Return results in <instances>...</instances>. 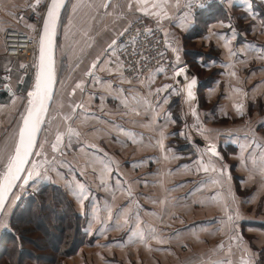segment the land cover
Returning <instances> with one entry per match:
<instances>
[{
	"label": "crops",
	"instance_id": "1",
	"mask_svg": "<svg viewBox=\"0 0 264 264\" xmlns=\"http://www.w3.org/2000/svg\"><path fill=\"white\" fill-rule=\"evenodd\" d=\"M109 2L110 7L106 11H116L118 20L108 26L105 35L115 32L117 35L131 21L142 18L149 24L163 27L166 37L178 49V55L185 44L183 36L190 28L208 21L205 38L198 37L193 43L212 42L220 50V66H223L220 68L226 70L218 80L223 82L221 87L213 85L212 94L218 93L214 90L222 89L217 113L230 118V124L225 126L227 123L218 122L208 125L203 118L209 112L202 113L200 122L194 123L197 133L191 134L187 129L181 131L184 135L180 139L187 144V149L181 150L182 155L176 153L169 146L174 133L166 120V114L170 113L169 121L173 123L172 99L177 98L181 107L180 93L173 80L158 75L149 77L148 83L144 84L127 79L122 75L116 57L106 50L115 65H111L109 58L100 56L101 64L94 76H87V86L92 85V90L86 91L88 105L73 112L71 117L74 118L69 123L80 136L73 137L69 143L65 135L61 147L63 156L68 158L65 161L74 169L73 178L77 176L78 181L84 177L90 186L88 198L82 206L70 190L76 185L67 186L61 181V187L70 190L65 193L74 210L84 219L86 235L85 243L65 260V264H259L260 251L264 246V176L253 168L251 161L254 157L264 156V0H226L176 18H173V13L180 2L170 0L168 18L161 22L136 11L135 0H132L131 12L127 8L129 0ZM34 3L35 0H0V43L6 28L18 25L27 29L28 25L21 26L17 18L14 20V11L16 9L17 16L28 4ZM218 9L223 13L222 18L217 15ZM99 30L89 29L93 42L104 38L97 34ZM226 41L236 55H229ZM93 47L85 51L76 49L78 61L90 51L94 53ZM185 65L189 64L179 63V66ZM232 72L236 75H230ZM97 78L102 82H96ZM164 85L172 87L162 92L160 101L164 97L170 101L167 105L161 103L158 108L152 104L154 113L144 100ZM205 88L209 98L211 91L207 85ZM16 94L17 90L12 95L7 93L3 96L13 99L10 105L0 104V153L5 156L13 149L22 112L19 106L14 105ZM125 99L127 105L123 102ZM234 104L242 105V114L237 113ZM121 128L125 131H120ZM161 130L166 137L163 152L158 144ZM217 132L221 133L218 137L214 134ZM213 136L217 138L213 139ZM209 143L216 146L219 157L207 152ZM227 143L237 145L238 154L222 156L220 147ZM189 148L193 149V154L196 153L194 156L189 157L192 154ZM109 159L118 163L120 188L125 191L114 192L112 187L104 186L117 184L116 174L108 176L101 167L100 161ZM210 159L217 171L210 169L205 172L200 162L207 164ZM242 160L247 162V167L241 163ZM133 164L139 166L132 167ZM224 165L231 176L230 182L220 175L219 169ZM79 170L82 173H77ZM215 180L220 183H213ZM229 183L235 202L227 195ZM129 188L130 196L126 191ZM218 196L227 201L233 212L239 211V218L233 221L234 230L220 223L226 216L222 206L213 202V198ZM108 208H111V218ZM122 208L126 211L127 224L124 223L125 218L118 215ZM137 216L147 244L138 240L129 242V236L136 229ZM90 222L91 228L87 231ZM117 224L122 227H117ZM102 227L105 232L100 231ZM153 228L165 243L151 239ZM232 236L242 239H230ZM221 244L223 247H219Z\"/></svg>",
	"mask_w": 264,
	"mask_h": 264
},
{
	"label": "rangeland",
	"instance_id": "2",
	"mask_svg": "<svg viewBox=\"0 0 264 264\" xmlns=\"http://www.w3.org/2000/svg\"><path fill=\"white\" fill-rule=\"evenodd\" d=\"M100 3L101 0H70L61 15L57 30L58 58L56 66V94L49 109V113L46 116L42 130L43 134L37 147V150H40L39 144L43 143V153L47 162L41 168V172L43 175L47 176V179H41L34 185H32L30 182V185L25 187L24 189H17L14 191L16 195L11 196L2 216L0 217V221H4L7 224V227H0V236H2V234L8 230L12 210L16 207L17 202L21 196H27V194H30V192H35L39 189V187L48 185V183H54L55 185L59 186L60 189H63V191H70L69 189H64V187H61V181L67 183V186L76 185V183L80 181L85 184L86 189H90L89 184H87L86 182V178L79 176L80 179L77 181L76 174V178H73L74 169L70 167L69 162L65 161V158H67V156H63L62 153L64 151H61V147L64 144V141L61 145L58 146L57 150L55 151L53 150L52 145L55 143L57 133H66L67 127L69 126L70 121H66L64 117L72 116L73 108L75 107V105L80 103L83 104V107H87L86 105H88V102L85 101L87 99L86 91L92 90V85L87 86V83H89V79L86 75V72L89 69L90 64L93 62V59L95 57H100L101 55H103L104 57L110 59L111 65H115L114 61L111 60L112 58L106 53V50L108 45L115 37L114 35H116V32L112 34L108 33L106 35L105 33L108 31L107 29H109L108 26L111 23L116 22L118 18H116V11L110 10L108 12L103 8H98V5H100ZM74 4L78 5L75 12H73ZM105 11L107 12V14H105ZM14 12V20L16 21V9ZM20 24L21 26L27 25L25 20H19V25ZM199 25V29L204 30L199 37L205 38L208 27L202 24ZM14 27H18V25H15ZM97 28H99L100 30L105 29L104 31L99 30L97 33L103 35L104 38H101L100 42H93L91 38L93 37V34L89 33L88 31L89 29L93 30ZM187 33L185 36H183L185 38V44L183 45V50L181 49V53H179V63L190 62V58L194 57L197 63L194 69L196 70L197 75H199L200 80H204L203 83L206 82V85L210 89L211 94L208 95L210 99L207 98V90L205 88V84H201V86L198 87V105L199 100L200 104H202L200 112L198 110V112H196L198 119L196 117H193L192 114L189 116H184L181 112L180 106L179 109L176 105H170L171 115L174 122L171 123L169 121L170 117L168 115H166V120L168 121V124L171 125L174 135L171 142L169 143L171 145L169 146L173 147L176 153H181V145L185 144L187 146V144L180 139L182 138L180 135L181 131L187 129V131L191 134L197 133L198 129L196 128L197 126H195L194 123L200 122L199 119H201V115H203L202 113L209 112L208 114H205L203 118L204 122H207L208 125H210L209 123L214 124L218 122L227 123L225 126H229L230 124V118L219 116L217 113L218 105H220L221 100V97H219V93L222 92V89L214 90L218 91V93H215V95L212 94L213 85H220L218 88L221 87V84L223 82L219 83L220 81L218 80L222 78V71L226 70V68H224V70L220 68L223 67L220 66V50L212 42H208L206 44L204 42L193 43V40L198 37H189ZM91 46L95 47L94 53L90 51L87 56L83 54L82 56L85 57L81 60H84V62H80L81 60L78 61L76 57V51H85L88 50V48H90ZM172 53V58L174 60L173 64L176 65V54L174 52ZM21 71L22 69L20 64L8 58L4 54L2 43H0V88H4V85L8 83L13 93L15 90H17V99L14 101V105H16L17 107L19 106L20 110L23 111L27 103L26 92L29 86V79L24 76ZM79 82H82L81 88H76V84ZM73 89H75L74 93ZM12 100L13 99L9 97H0V104L10 105L12 103ZM169 101L170 99H167V103H169ZM167 103L165 105H167ZM214 134L217 137L221 135V133L219 132ZM215 136H213V139L217 138ZM189 150L193 154V149L191 150V148H189ZM192 154H190L189 157L194 156L196 153H194L193 155ZM45 169H47L46 172ZM77 173H82V171L79 170ZM16 196H18L19 198L17 199ZM262 249V252L264 253V246L262 247ZM261 258L263 261L264 254ZM2 261H0V264L2 263Z\"/></svg>",
	"mask_w": 264,
	"mask_h": 264
},
{
	"label": "snow or ice",
	"instance_id": "3",
	"mask_svg": "<svg viewBox=\"0 0 264 264\" xmlns=\"http://www.w3.org/2000/svg\"><path fill=\"white\" fill-rule=\"evenodd\" d=\"M192 0H189L188 6L190 7ZM41 5V0H35V3L29 5L34 11L38 6ZM203 7V4L199 5ZM44 7L46 9V14L43 16L42 23V34L39 36V54L36 62L34 64L35 73H34V82L32 84L31 90L27 91V103L24 107L23 111L20 114V123L17 126L15 141L13 149L7 153V155H3L0 153V214H2L3 209L6 206V202L9 200L11 196L16 195L14 190L24 189L25 187L37 183L41 179H47L46 175H43L41 172V168L47 162L43 153V143L39 144L38 147V133L42 130V125L45 123L46 116L49 112L50 102L53 99L54 95V86L57 83V73H56V60H55V49H56V35H57V26L61 17V10L65 7V0H45ZM78 5H73V12L76 11ZM110 7L109 0H101L98 8H103L107 10ZM171 7L170 0H135V9L138 12L143 13L145 16L153 17L158 22H161L163 19L168 18L169 9ZM128 11L131 12L133 9V2L129 0L127 5ZM105 14L107 12L105 11ZM31 27V26H30ZM124 31H127L125 29ZM119 35H123L121 32ZM117 40L113 39L111 43L108 45L107 50H114L117 46ZM167 44V41H166ZM253 47V46H249ZM225 48L229 50V55H236L231 51L229 47V42H225ZM172 51L177 53L176 65L173 66V79L177 77H183L184 85L183 91L185 94V98L187 101H193L195 99V94L193 89L197 85V78L195 76H189L187 72V66H179L180 57L178 55V49L173 47ZM101 58L97 57L96 60L92 62L89 69L86 72V75L89 77L94 76L95 70L100 66ZM231 65H227L230 67ZM23 67V65H22ZM160 71H164V69H160ZM230 75L235 76L236 73L232 72ZM96 82L99 81L98 78ZM110 83V82H107ZM82 82L76 84V88H81ZM170 85H164L161 88L155 89V94L159 95L161 92L169 89ZM234 91H240L239 89H233ZM118 91L123 92V89H119ZM176 91V89H173ZM75 89H73V93ZM151 94V90H150ZM135 99V97H133ZM167 97L163 98V101H157L155 107L158 108L161 103H167ZM125 105H127V100L123 101ZM144 103L148 105L150 109L155 113V108L151 104L150 101L144 100ZM234 107L238 114H242V105L234 104ZM77 109H83V104H77L73 108V112ZM170 116V113L166 114ZM193 117H197L196 111L192 110ZM74 117L65 116L64 119L66 121H71ZM174 122V121H173ZM120 131L124 132V129H120ZM207 131V130H205ZM67 135L69 143L73 137L79 138V131L74 130L71 125L67 127L66 133L58 132L55 138V143L52 145L53 150H57L58 146L61 145L64 141V137ZM181 136L184 135L183 132L180 133ZM164 139H166L163 130L160 131V140L158 141L159 147L163 152L165 149ZM255 143V141H253ZM207 152L211 154L213 157H219V153L214 144L209 143L207 146ZM165 159L168 157L165 156ZM253 168L257 169L258 172L264 176V156H260L259 158H252ZM103 173L111 176V174L115 173L117 176V184L115 186L104 185L105 187H112V190L115 192L116 190L125 191V189L120 188V173L118 171V163L114 160L100 161ZM242 164L247 167V162L245 160L241 161ZM115 165L116 167H113ZM139 165L133 164L132 167H138ZM187 167V166H185ZM200 167L203 171L207 172L210 169L212 171H217L215 165L211 163V159L209 163L205 164L203 161L200 162ZM199 170V169H198ZM47 169H45V172ZM220 175L222 177H226V180L230 182L231 176L227 174V166L224 165L219 169ZM103 182V177H102ZM213 183H220L219 180L213 181ZM75 195L81 205L83 206L84 200L88 198L87 189L84 183L78 182L74 188H70ZM129 196L131 195L130 188L127 189ZM228 196L231 197L232 201L235 202V195L231 191L230 183L228 189ZM18 199L19 197L16 196ZM213 202L220 204L225 212L226 219L220 221L222 225L227 227L229 230H234V218H239V211L233 212L227 203V201L223 198L214 197ZM118 215L123 216L124 223L127 224V216L126 211L122 208ZM108 216L112 217L111 208H108ZM96 217L93 216V219ZM139 217L137 216V224L136 229L132 231L129 236V242L135 243L137 240L140 243L147 244V239L145 237L144 231L140 229L139 226ZM0 227H7V224L4 221H0ZM117 227H122V225L117 224ZM91 222L89 223L90 231ZM222 231L223 229H219ZM101 232H105V228H101ZM156 229H151L150 237L151 239L156 240L158 243H165L166 241L158 237L156 234ZM195 236V233H193ZM198 240V236L196 237ZM230 239L241 240L242 238L239 236H232ZM106 247H110L107 245ZM219 247H223L221 244ZM244 264V262H242Z\"/></svg>",
	"mask_w": 264,
	"mask_h": 264
},
{
	"label": "trees",
	"instance_id": "4",
	"mask_svg": "<svg viewBox=\"0 0 264 264\" xmlns=\"http://www.w3.org/2000/svg\"><path fill=\"white\" fill-rule=\"evenodd\" d=\"M218 10L217 15L222 18L223 13L221 9ZM202 25L208 26V21ZM199 26L195 24L190 28L187 33L189 37L201 36L204 30L199 29ZM57 45L56 39V66ZM189 61L187 63L197 75L194 69L197 65L195 58L191 57ZM197 77L199 87L201 84L206 85V82L203 83L204 80H200L199 75ZM7 93L4 88H0V97L6 96ZM170 105H176L180 109L177 98L172 99ZM201 108L202 104L199 100L197 110L200 112ZM42 134L41 131L40 138ZM186 149L185 144L181 145L180 151ZM220 150L222 156L228 157L238 154L239 147L227 143L220 147ZM11 214L8 230L0 236V261L3 260L1 264H65V260L74 255L85 243L83 217L74 210L65 191L54 183H48L27 196H21ZM262 251L263 249L260 253L263 255ZM261 257L258 262L264 264Z\"/></svg>",
	"mask_w": 264,
	"mask_h": 264
},
{
	"label": "built area",
	"instance_id": "5",
	"mask_svg": "<svg viewBox=\"0 0 264 264\" xmlns=\"http://www.w3.org/2000/svg\"><path fill=\"white\" fill-rule=\"evenodd\" d=\"M178 1L180 3L173 13V18L196 13L204 7L222 4L226 0H192L190 7L188 6L189 0ZM44 4L45 0H41V5L35 11L29 7L32 4H28L23 11L17 13L18 21L25 20L28 23L27 29L10 27L6 28L2 35L4 54L18 62L22 69L21 72L29 79L27 91L31 90L34 82L37 37L46 10ZM200 4H203V7H200ZM125 29L127 31H124ZM125 29L121 31L123 35H119L120 32L114 37L118 42L115 49L107 51L118 60L122 75L142 84L148 83V78L155 75H161L172 81L174 66L172 48L175 45L166 37L163 27L149 24L142 18H136ZM162 96V92L157 95L154 91L148 100L154 105L161 100Z\"/></svg>",
	"mask_w": 264,
	"mask_h": 264
},
{
	"label": "water",
	"instance_id": "6",
	"mask_svg": "<svg viewBox=\"0 0 264 264\" xmlns=\"http://www.w3.org/2000/svg\"><path fill=\"white\" fill-rule=\"evenodd\" d=\"M70 0H65V7L66 5L68 4ZM50 2V0H49ZM65 7L61 10V15L65 9ZM46 14V10H45V13L44 15ZM61 18V17H60ZM42 23H43V19H42V22H41V25H40V29H39V32H38V37H37V48H36V59L38 58V54H39V36L42 34ZM59 24V23H58ZM57 29H58V26H57ZM56 39H57V35H56ZM55 60H56V49H55ZM187 66V72L189 74V76H195L197 78V85L195 86V88L193 89L194 91V94H195V99L193 101H187L186 98H185V94H184V91H183V85H184V79L183 77H177L176 79H173V85L174 87L179 91L180 93V98H181V112L184 116H189L192 114V110L194 109L195 111H197L198 109V94H197V90H198V87H199V82H198V77L196 75V73L188 66ZM4 90L7 91L10 95L13 94V91L11 90V87L8 83H6L4 85ZM54 94H55V86H54ZM53 99H54V95H53ZM53 99L52 101L50 102V107L52 105V102H53ZM50 109V108H49ZM43 127V125H42ZM42 131V130H41ZM40 135H41V132L38 133V137H37V140L39 141V138H40ZM15 191V190H14ZM10 199V198H9ZM9 201V200H8ZM8 201L6 202V205L8 203ZM6 207V206H5ZM5 209V208H4ZM4 209H3V212H4ZM2 212V214H3ZM2 214H0V217L2 216Z\"/></svg>",
	"mask_w": 264,
	"mask_h": 264
}]
</instances>
